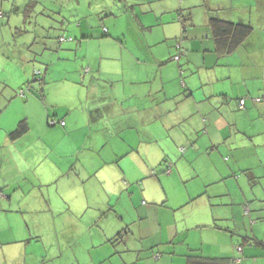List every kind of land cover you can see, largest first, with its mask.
Wrapping results in <instances>:
<instances>
[{"label":"crops","instance_id":"1","mask_svg":"<svg viewBox=\"0 0 264 264\" xmlns=\"http://www.w3.org/2000/svg\"><path fill=\"white\" fill-rule=\"evenodd\" d=\"M34 1L0 0V264H264V220L252 213L264 200V0H181L191 13L184 34L175 14L163 20L158 0H123L129 14L143 2L158 20L135 16L140 29L164 32L125 57L121 50L120 67L106 77L60 73L44 39L70 33L57 42V57L93 39L128 46L105 21L109 0L83 8L76 21L59 9L48 19ZM211 13L252 29L225 52L230 40L212 37ZM175 43L184 50L177 61ZM99 58L101 74L110 57ZM49 117L65 123L48 126ZM21 120L28 130L11 138ZM114 140L119 158L86 170L84 151ZM109 173L120 186L111 192Z\"/></svg>","mask_w":264,"mask_h":264},{"label":"rangeland","instance_id":"2","mask_svg":"<svg viewBox=\"0 0 264 264\" xmlns=\"http://www.w3.org/2000/svg\"><path fill=\"white\" fill-rule=\"evenodd\" d=\"M70 1V2H69ZM180 1L181 0H158L156 2H154V6H156V8L158 9H164V12H166V14H164V21H169V19H173L175 17H173V15H176V11L174 10L176 7L180 8ZM110 5L107 7L105 6V10L108 9V11L111 12V16H108L107 18H105L106 23L112 25L113 28L117 29L118 32H122L120 34V42L123 43L124 45H128V46H121V45H116L113 46H106V45H98V41H94V39L90 42L87 43V45H82L81 48H77L78 49V53L75 55L70 56H65V55H61L60 57H57L56 55V48H57V42H58V37L56 36L55 33H51L49 35V37H46L44 39V43H47L48 41L50 42V47L48 48V52L45 51V55H52L51 56V60L53 61V65L54 64H59V66H61L62 70L60 73H64L65 71H69L70 73L67 74H71L74 72H80L81 74H94L95 77H98L99 75H101V77L103 76H107L104 73H107V70H114V69H118L121 65V59H120V55L119 53L122 51V57H125V53L126 51L129 52L132 48L133 50H135V44L137 45L138 43H140L141 45L148 40H157L160 39L163 35V29H159V27H155L152 31H147V30H143L139 28V24L135 18V16H137L138 18L143 20V23L145 24H149L150 23H155L154 16L151 15L150 13H143V7H142V3L143 2H139L140 4L137 6L136 11L134 13V15L129 14L127 11H125V8L128 7V5L131 4V2H124L123 0H109ZM34 3L33 9L34 12H39L42 9V6L46 8V11L44 12L47 16L53 18L56 20V17H54L53 14V9H59L63 14H75V21L78 17V13H80L81 11H83V8H92L95 9L97 8V4L98 6L101 4V0H37L36 2H32ZM73 3V4H71ZM170 3V6H169ZM76 8V9H74ZM130 10V6L128 7ZM174 8V9H173ZM148 9V8H147ZM72 17V16H71ZM176 19V18H175ZM161 20H159L160 23ZM179 24V22H176V24ZM166 25V27L171 28L173 25ZM71 32V31H70ZM69 33V32H68ZM68 33H64L65 35L68 36ZM70 34V33H69ZM72 34V33H71ZM59 35H63L62 33H59ZM13 36L19 38L21 37V35L18 36L17 33H13ZM75 44V43H74ZM175 44H173L174 46ZM172 46V48L174 49V47ZM14 47V46H13ZM139 47L138 45L136 46ZM175 52L174 54L178 53L177 48L175 47ZM142 49H139L136 54H140L142 55ZM72 53H75V48H72ZM173 54V55H174ZM119 55V56H118ZM101 56H107L110 57L109 60H103V63L101 65V71L99 74V72L96 70V68L94 67H98L99 65V61ZM170 58V56H169ZM84 61L83 63L81 61ZM168 62V58H166V60ZM130 67V64L127 63L125 66H123V70L126 71L127 68ZM85 68H89V72L85 73L84 69ZM103 74V75H102ZM95 83L100 84V81H96ZM51 97V96H50ZM96 139L98 140H103V137H96ZM118 143V142H117ZM104 144V145H103ZM103 144H97V145H103V148H98L99 146H97V149H95V145H90L88 150H85L83 155L81 156V160L82 162L86 165L85 168L87 170L88 169H93L94 165H92L93 163H95L96 161L101 162L102 165H104V161H103V157L109 156L111 157L113 155L114 152L116 151H122L123 149L121 148V146L119 145H110V143H103ZM99 152H103L102 153V159L99 158L97 156V154ZM117 155V154H116ZM120 155H117V159L119 158ZM119 162L116 161L115 163ZM77 166L78 163L75 162V167L77 170ZM82 168V167H81ZM81 168L79 170H81ZM83 172V171H82ZM165 173V172H164ZM87 175H95L93 173V171L90 172H86V173H82L81 174V179H85ZM76 176V175H75ZM133 177H127L123 178L125 183H130V179ZM106 181L108 184V188L110 189V192L114 189H118L120 188V186H114V180L115 177L109 173L106 176ZM76 183L79 186V177L76 176ZM152 184H154V186L157 185V182H155V178L152 182ZM140 185L135 182L132 184V187L136 188L139 187ZM142 186V185H141ZM114 187V188H113ZM145 187V185H144ZM140 188V187H139ZM157 188V186L155 187ZM257 186H253V192L251 191L252 195H257V192L259 191ZM117 191V190H116ZM125 192V191H124ZM147 192V189H145V194ZM129 195L125 192L123 193L122 196V200L123 201H129ZM264 198H259V200H262ZM145 202H148V198L144 199ZM256 205V208H259V210L253 211V214H257L256 219L258 221H260V217L264 215V209L261 210L262 207H264V200L260 201L259 204L257 205V203H254ZM241 211L244 214V210L241 206ZM263 224V223H262ZM263 225H255L254 228L257 230V228L261 227ZM260 229V228H259ZM262 234L264 235V230L262 232ZM31 248H36L35 243H32ZM259 248V247H258ZM262 249V248H261ZM263 250V249H262Z\"/></svg>","mask_w":264,"mask_h":264},{"label":"trees","instance_id":"3","mask_svg":"<svg viewBox=\"0 0 264 264\" xmlns=\"http://www.w3.org/2000/svg\"><path fill=\"white\" fill-rule=\"evenodd\" d=\"M175 13H176V15H175L176 20L180 23V32H181V34H184V33H186L187 29L191 26V13H190L189 9L184 10L183 8L182 9L178 8ZM47 18L52 19L49 16H47ZM207 26H208V29H209L212 37L215 39V41L217 43L221 44V42L224 43L226 40H230L228 47L224 46L225 44L223 45V47L226 49L225 52H229V50L231 51V49L233 48L232 45L236 46L237 44H239L245 38V36L248 34V32L251 31V29H252L251 26L248 24L235 23V22H231V21L222 20V19L218 18L214 13L210 14V16L207 20ZM105 34L107 35V33H105ZM71 39H72V37H69V36H61V37H59L58 41L62 42V41L71 40ZM175 45L178 46L179 51L177 54H174L171 59L174 61H177L184 54V52H183L184 50L180 47L181 46L180 43H175ZM37 71L39 72V74H36V71L34 73H35L36 77L40 76L38 78L39 79L38 82H40L41 84H45V81L43 80L44 76H43L42 72L40 70H37ZM84 72L88 73L89 69L85 68ZM182 86H184L183 83H182ZM28 90H30L29 85L25 86L24 90H21L23 92L22 95H24L25 92ZM39 93L42 96L44 95L42 89L39 90ZM243 102H244V98L238 99L239 108H243ZM46 123L48 126H55V125L63 126L65 122L63 120H60V119H57L54 117H49L47 119ZM27 130H28L27 122L25 120H21V121H19V123H18L17 127L14 129V131H12L10 133V137L11 138L19 137V136L23 135ZM93 131H95V130H93ZM91 139H93V138L91 137ZM97 144H94L95 149H97V146H99L98 148H103L104 144L103 145H97ZM116 144L118 145L116 140H114L113 142L111 141V143H110L111 146L116 145ZM91 145H93V144H91ZM184 149H185L184 146L180 147L179 152H181V153L184 152ZM102 153L103 152H99L98 155L102 156ZM106 158L108 159L109 162L112 161L113 158L117 159L116 152H114L111 157H109V156L103 157L104 162H107ZM165 163H166V167H165L164 172H168L171 168L172 163L170 161L169 162L166 161ZM260 219L264 220V215L261 216ZM198 264H221V263L210 262V261H207V262L199 261Z\"/></svg>","mask_w":264,"mask_h":264},{"label":"built area","instance_id":"4","mask_svg":"<svg viewBox=\"0 0 264 264\" xmlns=\"http://www.w3.org/2000/svg\"><path fill=\"white\" fill-rule=\"evenodd\" d=\"M36 74H39V72L38 71H36ZM20 94L22 95L23 94V92L22 91H20ZM242 102V101H241Z\"/></svg>","mask_w":264,"mask_h":264}]
</instances>
